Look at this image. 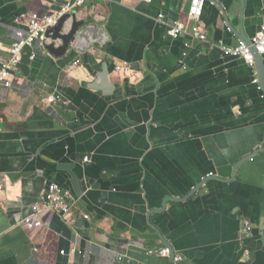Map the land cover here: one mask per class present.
<instances>
[{"label":"crops","instance_id":"1","mask_svg":"<svg viewBox=\"0 0 264 264\" xmlns=\"http://www.w3.org/2000/svg\"><path fill=\"white\" fill-rule=\"evenodd\" d=\"M72 1L0 0V60L32 15ZM191 6L86 0L67 54L50 38L0 85V264H176L149 252L167 246L156 229L183 264H264V90L218 47L240 42L241 15L256 34L264 0H208L198 22ZM177 22L206 41L171 39ZM48 183L71 192V214L42 208L28 228Z\"/></svg>","mask_w":264,"mask_h":264},{"label":"built area","instance_id":"2","mask_svg":"<svg viewBox=\"0 0 264 264\" xmlns=\"http://www.w3.org/2000/svg\"><path fill=\"white\" fill-rule=\"evenodd\" d=\"M86 0H75L67 3L60 11L53 15L41 16L34 14L31 16L29 27L27 31H19L18 39L13 45L10 57L8 59L0 60V85H4L7 88H11L15 82V76L20 70L25 48L36 47L37 45H46L49 43V33L52 29L60 24V21L71 11L79 6H82ZM151 2L152 0H146ZM208 0H192V6L190 9V20L198 22L205 13V8ZM160 19H165V15L161 14ZM230 30V29H229ZM200 25H194L190 27L187 23L177 22L171 26L169 31L170 35L174 39H178L183 34L191 33L194 38L199 41H206L207 35L202 32ZM220 49L226 56L237 57L243 60L248 66L254 68L256 65L255 53L259 56H264V25L258 31L254 37L252 44L248 45L245 42H239L236 46L221 45ZM254 49V50H253ZM36 59V55L32 56V60ZM80 63V60L75 64ZM120 67L116 70L119 71ZM255 84H258V79L254 80ZM53 101V100H52ZM87 161V157L84 158ZM3 189V185L0 183V190ZM73 200L71 192L56 183H48L41 194L39 203L33 205V212L29 216L24 218V223L28 228L40 227L43 221L38 217V213L42 208L51 210L60 214L63 217H67L71 214V208ZM88 219L90 216L85 214L83 216ZM246 231L251 230V226L246 224ZM150 253H155L164 257H171L176 264H183L185 256L181 253H175L171 247L164 246L157 249L149 250Z\"/></svg>","mask_w":264,"mask_h":264},{"label":"water","instance_id":"3","mask_svg":"<svg viewBox=\"0 0 264 264\" xmlns=\"http://www.w3.org/2000/svg\"><path fill=\"white\" fill-rule=\"evenodd\" d=\"M214 2V0H211ZM222 7V6H221ZM223 8V7H222ZM73 18L72 22H71V28L67 31V32H63L65 27H66V24L68 23V21ZM264 25V23L260 26L259 30L261 29V27ZM83 26V22H78L75 20V14L74 13H71V14H68L66 15L61 21H60V24L55 27L54 29H52L49 33V37L54 39L55 41L59 40L62 42V45L58 46L53 43L51 45H48V49L58 55V56H63L65 54L68 53V51L70 50L71 48V43L75 41L76 37H77V33L79 31V28ZM229 28H230V31L234 32L238 38L240 39L241 42H245L247 43L248 45H251L252 44V41L254 39V37L256 36V34L258 33V31L256 32L255 35H249V32H248V29L250 28L251 26V22L248 21L247 19H244V16L241 15L240 17V27L239 28H234L232 26V24H228ZM171 30V27L169 29V31ZM170 34V33H169ZM185 34H183L181 37H179L178 39H175V40H179L181 39ZM171 39H174V38H171ZM188 46V45H186ZM218 47L220 48L221 45H218ZM220 50V49H219ZM254 50V49H253ZM223 53V52H222ZM255 53V59H256V65H255V68H257L258 70V84L261 88H263L264 90V56H259L256 52ZM34 54V47H26L25 48V54H24V57H23V60H22V63L20 65V69L25 73V74H29L30 71H31V64H32V56ZM223 55L225 57H230V58H233V59H240V58H237V57H232V56H226L224 53ZM260 152H264V148L260 149ZM247 160L251 159L252 158V155H248L247 157ZM239 167V166H238ZM236 167V168H238ZM236 173L233 174V176H235ZM211 178L213 179H217V180H223L219 177H215V176H211ZM209 179H203L202 180V183H205L206 181H208ZM194 193V191H193ZM193 193H190L189 195L187 196H184L182 198H178V197H174V196H170L169 198H167L166 202L167 201H170V200H174V201H184L186 200L188 197L192 196ZM183 199V200H182ZM166 207V204L165 206ZM163 207L162 210H157V211H163L165 208ZM158 232H159V235L161 236V238L163 239L164 243L169 246L170 243L166 240V238L163 236V234L160 232L159 229H156ZM174 251V250H173ZM172 259H173V255H172Z\"/></svg>","mask_w":264,"mask_h":264}]
</instances>
